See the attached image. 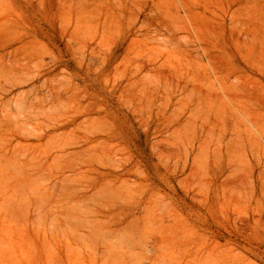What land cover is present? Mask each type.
<instances>
[{"label":"rangeland","instance_id":"rangeland-1","mask_svg":"<svg viewBox=\"0 0 264 264\" xmlns=\"http://www.w3.org/2000/svg\"><path fill=\"white\" fill-rule=\"evenodd\" d=\"M0 264H264V0H0Z\"/></svg>","mask_w":264,"mask_h":264}]
</instances>
